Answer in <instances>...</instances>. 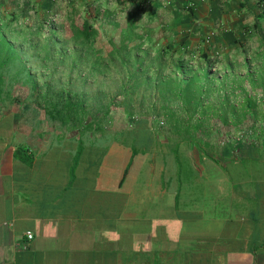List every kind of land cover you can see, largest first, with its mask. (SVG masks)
Wrapping results in <instances>:
<instances>
[{
    "label": "crops",
    "instance_id": "0c3cea01",
    "mask_svg": "<svg viewBox=\"0 0 264 264\" xmlns=\"http://www.w3.org/2000/svg\"><path fill=\"white\" fill-rule=\"evenodd\" d=\"M29 3L15 2L2 20L110 15L101 22L128 39L139 33L137 45L196 49L211 40L232 72L225 120L191 104L192 118L154 119L145 107L134 120L123 110L126 120L72 129L46 118L35 99L0 106V264H264V139L215 129L264 127V103L250 113L240 82L245 64L264 75V0ZM246 46L262 50L254 66L233 53ZM22 146L31 164L15 157Z\"/></svg>",
    "mask_w": 264,
    "mask_h": 264
},
{
    "label": "trees",
    "instance_id": "16d2710c",
    "mask_svg": "<svg viewBox=\"0 0 264 264\" xmlns=\"http://www.w3.org/2000/svg\"><path fill=\"white\" fill-rule=\"evenodd\" d=\"M126 34L127 40L120 45L109 40L111 47L101 49L98 46L104 43L89 19L66 38L58 34L53 22L49 27L42 22L32 28L16 17L4 24L0 20V106L7 101L20 103L14 94L21 90L26 98L35 99L46 118L62 125L71 123L72 129L81 120H105L117 96L122 99L115 103L130 116L135 111L144 113L146 107L154 119L163 116L173 120L182 113L192 118L196 111L190 108L195 104L206 105L202 115L215 110L225 120L232 72L229 63L211 58L206 49L169 44L156 47L144 41L137 45L142 36L133 32L128 39ZM133 47H137L136 52H132ZM245 65L247 71L240 82L251 80L252 86L264 89V81H256L249 64ZM112 86L115 96L108 98L107 90ZM245 93L247 108L254 114L256 105L249 104L252 96ZM177 100L183 106H177L176 112L172 104ZM250 133L264 139V127H250ZM26 150L17 148L15 157L24 156ZM22 159L31 164L30 156Z\"/></svg>",
    "mask_w": 264,
    "mask_h": 264
},
{
    "label": "rangeland",
    "instance_id": "374dc122",
    "mask_svg": "<svg viewBox=\"0 0 264 264\" xmlns=\"http://www.w3.org/2000/svg\"><path fill=\"white\" fill-rule=\"evenodd\" d=\"M29 1L30 0H0V13L3 14V16L0 15V20L5 19L6 15H7L6 12L10 14V12H12V10H14V8L16 7L15 6V2H20V3H22V4H24L26 6V5H28ZM87 14H88V16H86V15L82 16V20H80L77 17L76 18L77 22L76 23H72V24L68 23V21H66V19H64V21H63V19L61 20L63 14H60V13L59 14L47 13L45 16H42L41 18L40 17L37 18L36 12H31V13H29V17H27V21H24L22 19V18L26 17V15L24 16V14H21L18 19H21L20 23H25L26 25H28V26H30L32 28H35L38 25V23H42V22H44L46 27H49L50 26V22H53L56 25V29H57L58 34H60L64 38H66V37H68L71 34V30L74 31V30H76L78 28H81L83 19L87 17L90 20V22L95 24V26L97 28V31L99 33V36H100V40L104 43V46H98L99 48H101V49L110 48L111 47L110 44L108 46V43H107V41L109 42V40H113V42L116 43V45H120V43L123 42L122 40L124 38H125L124 41L127 40V34H126V33H128L127 31H121L119 29H116V27L115 28L112 27V25H109L107 23L101 22L102 20L106 21L110 15L102 16L101 17L102 19L101 18H97L96 19V16H93L92 12L91 13H87ZM52 18H54L55 20L52 21ZM9 19H11V18L8 17V20ZM64 22H65V24H64ZM1 23L4 24L5 21L2 20ZM208 44L210 46H208ZM196 49L199 50V51H202V50H205V49L208 50V52L211 55V58H216V57L222 58V56L225 54L224 47H221V45L214 46L213 43L211 42V40L207 41V43L205 42L204 45H201V46L197 47ZM136 50H137V47H133L132 48V52H136ZM240 51L233 52V53H237V54L242 53V54L247 55L250 58H252V59H250L251 60L250 65H252V66H254L255 62L257 61V59L255 57V54L262 53L261 48H254V47H249V46L248 47L246 46L245 48H241ZM215 70H217L218 72L222 73V70L220 68H218V67H216ZM253 76L254 77L257 76L256 72L253 74ZM256 81L261 83V82L264 81V77L257 76V80ZM248 83H249V85H248ZM248 83H245V87L247 88V90L249 92V95L252 96V97L254 96L252 99L249 100V104L257 105V103H258V105H259L260 102L264 103V97H263L264 94H263L262 90H260V89L250 90V88L254 89L256 87L252 86V81L251 80H249ZM107 92H108V95H107L108 98H112V97L115 96L114 95L115 94V89H114L113 86L111 87V89H108ZM14 95L19 99L20 104H30L33 101L32 99H29L28 97L26 98L24 93L21 90H19V92L17 91ZM108 98L105 99L104 102H108V100H109ZM121 99H122L121 97H118V96L115 97V100H114V104L115 105L111 107L112 111L105 118L106 121L107 120H110V121L111 120H119L121 118L125 119V120L127 119V116L124 113L123 109L118 106L119 104L115 103L117 101L119 102ZM9 104H11V102H9V101H7L5 103V105H9ZM181 104H182V101L177 100L175 102V104H173V106H174V108L177 107V106L180 107ZM259 106H261V105H259ZM25 112H26V114H28L27 110ZM29 113H30V111H29ZM260 113L262 114L261 111L260 112L257 111V116L260 115ZM263 113H264V111H263ZM215 116L217 118L220 115L216 114ZM139 117H142V112H140L138 114V111H135L134 116H132L131 120H134V119L139 118ZM162 117L160 119H164V117L163 118ZM112 129H117V127L113 128L111 126V124H110V126L107 127V130L110 131ZM215 129H216V131L217 130L222 131V134L227 135V133H231L232 135H235V136H238V137H242V136L245 137V136L251 134L250 133V127H246V128H225V127L219 125V126L215 127ZM223 131H225V132H223ZM218 132L219 131H217L216 133H218ZM98 141H99L98 142L99 144H103V143L106 144V143L112 142L111 135L110 136H105L103 139H100Z\"/></svg>",
    "mask_w": 264,
    "mask_h": 264
},
{
    "label": "built area",
    "instance_id": "2783aa9c",
    "mask_svg": "<svg viewBox=\"0 0 264 264\" xmlns=\"http://www.w3.org/2000/svg\"><path fill=\"white\" fill-rule=\"evenodd\" d=\"M54 20L55 19L52 18V21H54ZM25 235H26V240H28V241L32 240L33 236H32V234L30 232H27Z\"/></svg>",
    "mask_w": 264,
    "mask_h": 264
}]
</instances>
